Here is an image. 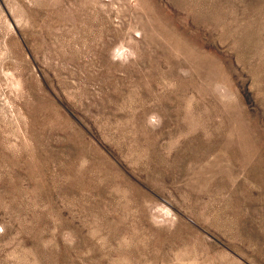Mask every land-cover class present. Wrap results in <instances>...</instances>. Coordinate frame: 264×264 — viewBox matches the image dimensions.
Segmentation results:
<instances>
[{
	"label": "rangeland",
	"instance_id": "1",
	"mask_svg": "<svg viewBox=\"0 0 264 264\" xmlns=\"http://www.w3.org/2000/svg\"><path fill=\"white\" fill-rule=\"evenodd\" d=\"M0 264H264V0H0Z\"/></svg>",
	"mask_w": 264,
	"mask_h": 264
}]
</instances>
